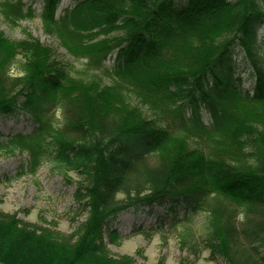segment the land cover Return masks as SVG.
I'll return each mask as SVG.
<instances>
[{"label": "trees", "instance_id": "1", "mask_svg": "<svg viewBox=\"0 0 264 264\" xmlns=\"http://www.w3.org/2000/svg\"><path fill=\"white\" fill-rule=\"evenodd\" d=\"M62 1L43 0L37 14L2 0L0 13L13 26L40 16L111 84L74 78L37 39L0 31V115L19 111L33 126L0 148L26 152L33 173L46 161L75 172L88 219L65 235L0 211V264H137L112 256L105 236L116 244L124 213L161 207L174 227L206 215L179 264L205 251L209 261L264 264V0H76L56 18ZM156 230L131 233L150 240Z\"/></svg>", "mask_w": 264, "mask_h": 264}, {"label": "rangeland", "instance_id": "2", "mask_svg": "<svg viewBox=\"0 0 264 264\" xmlns=\"http://www.w3.org/2000/svg\"><path fill=\"white\" fill-rule=\"evenodd\" d=\"M2 1V0H0ZM76 0H63L58 7L56 18L64 17V10L71 7ZM32 4L36 13L43 11V0H24ZM0 31L14 41L32 42L37 39L42 45L50 48L55 53V59L62 65H70V73L77 78L89 79L92 76H99L105 85L111 84V80L101 71L90 70L86 66V60L75 59L62 44L61 39L52 33L45 31L44 23L40 16L20 22L18 26L10 25L0 13ZM264 38V29L259 31ZM115 36L112 34L111 37ZM102 37L101 39H103ZM30 45V44H29ZM25 46L24 53H18L15 63L16 73L19 63L26 59V52L29 51ZM112 53H117V50ZM106 66L112 67L115 55L107 58ZM240 61V58L238 57ZM243 63V62H242ZM17 64V65H16ZM241 73L246 79L244 88L252 89L255 80L250 82L247 78L250 63L247 59L243 63ZM132 104L137 105L135 98L131 99ZM149 116L154 115L147 111ZM208 115L204 119L208 122ZM32 124L28 116L17 111L13 116L0 115V144L8 141L17 133L26 134L32 130ZM198 142H192V147H196ZM29 157L26 152H8L0 148V211L16 215L22 221L48 227L60 234L69 235L79 231L81 226L88 219V211L83 204L75 199V192L78 187L80 177L75 172H66L57 167L54 163L44 162L36 173L31 171ZM24 172L19 176L20 172ZM184 216L181 212L180 219ZM120 218L116 230L121 239L111 243L108 236L105 242L108 251L112 256H131L137 264H159L161 260L165 264H179L181 261L190 258L186 240L199 239L203 234L206 215L198 214L192 222L173 226V217L167 212V208H155L150 213L145 211H129ZM183 220V219H182ZM161 226V230H156ZM144 230L155 229L157 232L152 239L147 240L143 234L132 235L136 228ZM185 241V242H184ZM197 264H226L223 259L209 261V253L205 251Z\"/></svg>", "mask_w": 264, "mask_h": 264}]
</instances>
